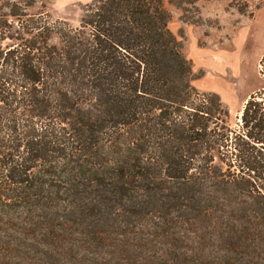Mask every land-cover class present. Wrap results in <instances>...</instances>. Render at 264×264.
Here are the masks:
<instances>
[{
  "label": "trees",
  "instance_id": "1",
  "mask_svg": "<svg viewBox=\"0 0 264 264\" xmlns=\"http://www.w3.org/2000/svg\"><path fill=\"white\" fill-rule=\"evenodd\" d=\"M35 2L0 0V264H264L263 93L230 128L160 0Z\"/></svg>",
  "mask_w": 264,
  "mask_h": 264
},
{
  "label": "rangeland",
  "instance_id": "2",
  "mask_svg": "<svg viewBox=\"0 0 264 264\" xmlns=\"http://www.w3.org/2000/svg\"><path fill=\"white\" fill-rule=\"evenodd\" d=\"M91 0H36L30 12L50 21L78 23ZM160 0L169 28L182 40L193 85L217 93L237 128L242 106L252 93L264 96V0Z\"/></svg>",
  "mask_w": 264,
  "mask_h": 264
}]
</instances>
